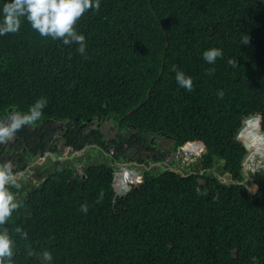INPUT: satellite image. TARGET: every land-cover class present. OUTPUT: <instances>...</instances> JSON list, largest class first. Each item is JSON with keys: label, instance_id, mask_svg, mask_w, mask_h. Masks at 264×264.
Masks as SVG:
<instances>
[{"label": "trees", "instance_id": "trees-1", "mask_svg": "<svg viewBox=\"0 0 264 264\" xmlns=\"http://www.w3.org/2000/svg\"><path fill=\"white\" fill-rule=\"evenodd\" d=\"M237 3L100 0L75 25L85 36L83 54L22 21L18 32L0 36V118L43 98L39 121L68 122L75 149L103 144L97 130L84 134L80 122L111 116L129 130L118 137L133 146L121 150L131 160L156 159L149 138L161 132L177 145L190 142L185 147L196 156L207 150L200 156L204 170L214 168L213 157L225 160L224 171L234 165L229 170L237 179L242 140L251 145L250 160L264 155L258 134L264 132V3L245 0L240 9ZM210 47L223 53L213 64L201 56ZM175 69L192 77L191 90L178 86ZM116 140L107 152L118 150ZM55 165L22 212L0 225L15 241L11 264H254L253 258L264 264L261 172L256 194L220 184L206 170L203 183L195 175L144 172L142 183L113 201L116 165L90 164L83 177L69 164Z\"/></svg>", "mask_w": 264, "mask_h": 264}, {"label": "clouds", "instance_id": "clouds-1", "mask_svg": "<svg viewBox=\"0 0 264 264\" xmlns=\"http://www.w3.org/2000/svg\"><path fill=\"white\" fill-rule=\"evenodd\" d=\"M244 1L238 0L237 6L239 9ZM259 1L264 3V0ZM99 7L100 0H0V36L18 32L22 21H24L41 37L59 40L63 45L76 44L78 45L77 51L83 54L86 49L85 36L76 29L75 25L89 9L97 10ZM222 55V50L219 47H210L201 53L203 60L208 64H213ZM175 80L178 86L191 90L192 77L186 75L182 70L175 69ZM218 94L222 96L223 92L220 91ZM44 107V99L39 98L29 106L27 111H14L9 108L7 109L8 113L5 118H0V154L3 156V159L0 160V225H4L5 222L13 218L16 214H20L22 212L20 208L28 200L29 194L35 190L25 195L24 189L19 185V183H29V177L32 176L31 172L24 170L26 165H35L37 158H39L38 160L45 159L49 161L56 156L54 154L55 151H52L51 140L48 138L50 129L56 127L53 139L58 131L59 125L68 134H71L69 129H65L68 126V122L58 120L57 122H51L53 126L50 127L45 122L39 121ZM114 124L115 126H113ZM88 126H90L89 130H87ZM79 128L83 129L84 134H89L97 130L102 136L103 144L99 146L97 144L87 143L78 150L73 147L72 142L68 143L64 156L58 157L56 161H53L54 163L61 161L59 164L64 166L67 164L71 165L74 168L73 171L76 177L82 175V169L89 165L80 166L77 169V166L73 165L72 160L79 159L80 162L87 163L88 160H86V157L91 158L94 154H98L99 158L106 159L105 163L112 166L116 165V169H118L116 174H119V176L113 179L114 190L117 185L122 186L125 183L130 187L131 191L134 186L142 183L144 172L149 173L153 171L157 173L159 171H168L169 173H176V170L172 166H166V163L161 160L154 159L150 160L148 164H145L144 160H137L138 162L131 160L128 153L121 151L128 147L133 148V146L126 144L121 136L118 137V134H124L125 132H129V130L120 129L119 124L114 121V117L106 116L102 118L98 115L94 118H87L85 121L80 122ZM71 138L67 136V139ZM157 138L154 135L149 138V142L152 143L150 146L152 152L163 143V141L156 142ZM112 139H117L116 143L118 142L120 144V149H116L113 154L111 149L107 152V148L110 145L109 141ZM28 143L32 146L28 147ZM44 143H47V145ZM42 144L45 145L44 151L38 154H32L31 150ZM22 147L30 149L28 150V156L20 158L19 161L14 160V157L11 156L12 153H16L18 156L21 155ZM100 152L103 157L100 155ZM116 152H124L120 161H114ZM29 155L32 157L29 158ZM141 155L146 157L147 151ZM20 163L23 164V167L18 169L20 168ZM239 167V176L243 179H250L254 185L260 188L259 183L255 181V175L259 172L255 174L253 172L250 173L248 169L243 170L242 163L239 164ZM229 168L234 172L236 170L234 165H231L223 173L222 178L216 179V181L223 185L239 184L246 189L245 186L248 184V181L242 182L241 178L235 181ZM125 171L129 175L128 178L123 176ZM121 179L122 181L120 182ZM139 180L140 183L137 182ZM116 198L118 197L114 195L113 201ZM87 210V205H81V211L87 212ZM15 231L21 236L25 235L19 226L16 227ZM14 244L15 241L7 229H0V264H11V258L14 255ZM43 257L45 260L52 259L48 251L43 253ZM253 261L255 264V258H253Z\"/></svg>", "mask_w": 264, "mask_h": 264}, {"label": "rangeland", "instance_id": "rangeland-1", "mask_svg": "<svg viewBox=\"0 0 264 264\" xmlns=\"http://www.w3.org/2000/svg\"><path fill=\"white\" fill-rule=\"evenodd\" d=\"M115 126V124L113 125ZM90 129V126L87 127V130ZM160 141H163V143L160 145L161 148L163 147H168L169 151L168 153H164L163 156H161L160 160L163 161V162H168L170 166H172L173 169H180L182 173L186 174V176H191V175H194V171H192V168L191 166L193 164H196V162L194 163H188L185 165V167H179V164H181L183 162V158L184 156L183 155H179L178 157L175 155V152L171 151L170 148H171V145L172 143L170 141H167V140H160ZM186 156L185 157H188V158H191V156H189L190 154L186 152L185 154ZM251 156V155H250ZM250 156L248 157V159L246 160V162H242V165H243V170H247L251 173H257V172H261V174L264 175V155H261L259 153L255 154L254 155V158L252 160H250ZM181 159H182V162H181ZM193 158H191L190 160H192ZM86 160H88L87 163H82L80 162L79 159H76V160H72V163L74 166H77V169L80 167V166H88L90 164H95V163H99V162H106V159H102V158H99L98 154H94L93 156H91V158L89 157H86ZM203 166V164H201ZM56 165L54 164V162H50L48 164V168H53L55 167ZM64 166V165H62ZM60 169V168H58ZM114 170V177H118L119 174H116V172L118 171V169L116 168H113ZM198 168L196 169V172H197ZM238 170V169H237ZM240 174V171L238 172L237 174V179H240L241 178V181H248V184L245 186L246 187V190L248 192H253V193H258L260 191L259 187L254 185L250 179H243L242 177L239 176ZM129 177V175H128ZM198 181V180H197ZM236 181V179H235ZM255 181H256V175H255ZM260 184V183H259Z\"/></svg>", "mask_w": 264, "mask_h": 264}, {"label": "bare ground", "instance_id": "bare-ground-1", "mask_svg": "<svg viewBox=\"0 0 264 264\" xmlns=\"http://www.w3.org/2000/svg\"><path fill=\"white\" fill-rule=\"evenodd\" d=\"M65 129H69V130H71V127L69 126H67V127H65ZM261 131H259V136L262 138V136L260 135L261 133H260ZM263 132V131H262ZM152 135H154V136H156V137H158L157 139H156V142H159L160 140H167V141H170L171 143H172V145H171V148H170V150L171 151H173V152H175V155L178 157L179 155H183L184 156V158H183V162H182V159H181V164H179V167H185V165L186 164H190V163H194V162H196V164H193L192 166H191V168H192V171H194V175L195 176H197L198 178H197V180H198V183H201V182H204V180L201 178L202 176H203V173L205 172V170L204 169H202L203 167H202V158L200 157L201 155H204V154H206V152H207V150H204L202 153H201V155L200 156H196L191 150H189V149H187L186 147H185V149L184 150H182V146L183 145H177L176 143H175V141L171 138V137H169V136H166V135H164V134H162L161 132H157V133H153V134H151L150 136H152ZM71 142V139L70 140H67V144L68 143H70ZM246 143H247V145L249 146V148L251 147V145H250V143H248L247 141H246ZM149 144H150V146H151V144L152 143H150L149 142ZM108 146V145H107ZM161 147V146H160ZM52 149L54 150V151H56L55 150V147H52ZM186 152L187 153H189L190 155L189 156H191V158H193L192 160H190L191 158H188V157H185L186 155ZM247 154V151H246V153L243 155V157H242V159H241V162L240 163H242V162H245L246 160H247V158L249 157V155L251 154V152L249 153V154H247V156H246V159H243L244 157H245V155ZM50 155L51 156H53V154L52 153H50ZM161 156H163V155H160V158H161ZM45 158V157H44ZM160 158H159V160H160ZM39 158H37V161H36V163H35V167H37V168H40V167H42L43 165H44V163H45V159L44 160H38ZM58 159V156H54V158L52 159V160H47L48 162H53V161H56ZM213 160H214V168L212 169V170H206V176H212V177H215L216 179H220V178H222V176H223V173L225 172L224 171V169L220 166V164H224L225 163V160H219V163L217 162V159L215 158V157H213ZM166 164L167 165H169V163L168 162H166ZM198 168V170H197V172H196V169ZM176 173L177 174H179V175H181L182 177H190V176H186V174H184V173H182L181 172V170L180 169H176ZM194 175H191V176H194ZM43 179H44V181H45V178L46 177H42ZM138 183H140V180L139 181H137Z\"/></svg>", "mask_w": 264, "mask_h": 264}, {"label": "flooded vegetation", "instance_id": "flooded-vegetation-1", "mask_svg": "<svg viewBox=\"0 0 264 264\" xmlns=\"http://www.w3.org/2000/svg\"><path fill=\"white\" fill-rule=\"evenodd\" d=\"M47 125L50 127L53 126L52 123H49ZM67 136L72 137L71 134H68L67 131L63 130V128L59 125L58 131L56 132V135L54 137V143H52V145L55 146V150H56L54 152V154L58 157L64 156V153H65L66 148H67V140H68ZM28 150H30V149H26L25 147H22L21 155L18 156V154L12 153L11 156L14 157V160L19 161L20 158L28 156ZM168 151H169L168 147H163V148L159 147V148L153 150L152 155H154L157 159V158H160V155H164V153H168ZM60 162L61 161H58L57 163H60ZM49 163L50 162L45 160L44 165L40 168H37L31 164L26 165L24 170L26 172H31L32 176L29 177V183H26V184L19 183V185L24 189L25 195H27L28 193H30L31 191L36 189L41 183H43L44 179L42 177H46L47 174L50 173V170L55 168V167L48 168L47 166ZM166 166H168V165L166 164Z\"/></svg>", "mask_w": 264, "mask_h": 264}, {"label": "water", "instance_id": "water-1", "mask_svg": "<svg viewBox=\"0 0 264 264\" xmlns=\"http://www.w3.org/2000/svg\"><path fill=\"white\" fill-rule=\"evenodd\" d=\"M248 117H249V120H253V119H257V120H259V117H258V116H252V115H250V116H248ZM260 133H261V135H262V137H263V145H264V132L261 131ZM192 143H194V142H192ZM242 143H243V147H244V149L247 151V154H249V153L251 152V150H250L249 146L247 145L246 140H242ZM186 145H191V143H190V142H186V143L182 146V150L185 149V146H186ZM247 154L245 155V157H244L243 159H246ZM123 176H124L125 178H128V173L125 171V172L123 173ZM121 181H122V179L120 180V182H121ZM129 191H130V187H129L128 185H126L125 183H123L122 186H121V185H117V187H116V189H115V196H117V197H123V196H125Z\"/></svg>", "mask_w": 264, "mask_h": 264}]
</instances>
